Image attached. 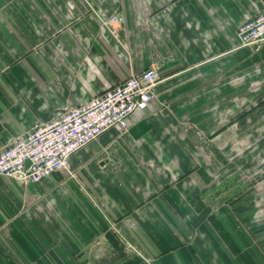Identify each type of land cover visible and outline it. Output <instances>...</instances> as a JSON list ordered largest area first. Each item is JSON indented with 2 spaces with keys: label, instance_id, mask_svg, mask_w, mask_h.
Here are the masks:
<instances>
[{
  "label": "crops",
  "instance_id": "0c3cea01",
  "mask_svg": "<svg viewBox=\"0 0 264 264\" xmlns=\"http://www.w3.org/2000/svg\"><path fill=\"white\" fill-rule=\"evenodd\" d=\"M262 11L0 0V150L134 74L159 75L129 128L75 151L69 172L0 174V264H264V44L237 38Z\"/></svg>",
  "mask_w": 264,
  "mask_h": 264
},
{
  "label": "built area",
  "instance_id": "2783aa9c",
  "mask_svg": "<svg viewBox=\"0 0 264 264\" xmlns=\"http://www.w3.org/2000/svg\"><path fill=\"white\" fill-rule=\"evenodd\" d=\"M237 38L242 47L264 44V11L244 21ZM158 82L157 70L149 68L78 107L58 110L51 121L0 150V174L38 183L57 171L69 172L75 151L109 128H129L131 115L155 99Z\"/></svg>",
  "mask_w": 264,
  "mask_h": 264
},
{
  "label": "rangeland",
  "instance_id": "374dc122",
  "mask_svg": "<svg viewBox=\"0 0 264 264\" xmlns=\"http://www.w3.org/2000/svg\"><path fill=\"white\" fill-rule=\"evenodd\" d=\"M259 178H260V176H257V177H255V180H256V179H257V180H260ZM252 179H253V178H252Z\"/></svg>",
  "mask_w": 264,
  "mask_h": 264
},
{
  "label": "water",
  "instance_id": "95a60500",
  "mask_svg": "<svg viewBox=\"0 0 264 264\" xmlns=\"http://www.w3.org/2000/svg\"><path fill=\"white\" fill-rule=\"evenodd\" d=\"M253 47L255 48V47H258V45L256 44V45H253Z\"/></svg>",
  "mask_w": 264,
  "mask_h": 264
}]
</instances>
